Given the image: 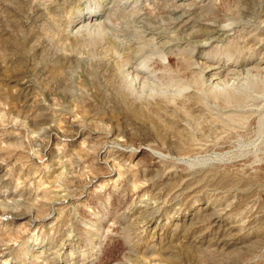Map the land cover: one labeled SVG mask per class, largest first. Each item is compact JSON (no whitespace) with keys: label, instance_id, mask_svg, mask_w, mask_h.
<instances>
[{"label":"rangeland","instance_id":"374dc122","mask_svg":"<svg viewBox=\"0 0 264 264\" xmlns=\"http://www.w3.org/2000/svg\"><path fill=\"white\" fill-rule=\"evenodd\" d=\"M0 264H264V0H0Z\"/></svg>","mask_w":264,"mask_h":264},{"label":"bare ground","instance_id":"6f19581e","mask_svg":"<svg viewBox=\"0 0 264 264\" xmlns=\"http://www.w3.org/2000/svg\"><path fill=\"white\" fill-rule=\"evenodd\" d=\"M76 20L77 28L83 27L88 24L92 25L98 22L97 15L94 13L79 16ZM208 35L209 36L207 37V39L202 43L203 47L209 46L213 42H220V40L227 38L230 34L229 30L224 26L220 24H214L211 25L210 33ZM136 72L138 74H136V76L138 78L140 77V79H142L141 81L145 80L138 70ZM241 73V69H239L235 65H230V62L221 64L218 59H208L204 65L205 79L211 86H217L222 82L225 83V81L228 79H239Z\"/></svg>","mask_w":264,"mask_h":264}]
</instances>
